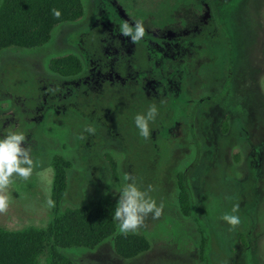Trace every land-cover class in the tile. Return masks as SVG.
<instances>
[{
  "label": "rangeland",
  "instance_id": "obj_1",
  "mask_svg": "<svg viewBox=\"0 0 264 264\" xmlns=\"http://www.w3.org/2000/svg\"><path fill=\"white\" fill-rule=\"evenodd\" d=\"M83 1V20L55 27L45 45L0 50V135L5 130L23 131L35 162L28 179L15 177L9 186L0 227H49L55 216L47 204L53 184L51 161L61 154L73 164L61 211L107 194L117 202L120 188L130 179L142 190L150 189L160 209L156 220L149 216L127 233L144 236L145 251L121 255L115 245L118 229L95 249H58L76 264H264V0L216 1L209 18L217 24L211 31L221 34L224 47L205 53L194 63V73L191 63L186 72L194 77L177 99L146 94L138 88L137 75L128 76V67L143 53H129L136 45L119 34V22L132 21L117 3ZM181 2L146 0L141 13L151 10L160 20L175 10L172 16L181 24L192 15L182 6L176 9ZM123 7L134 18L131 4L123 1ZM141 42L152 47L158 64L182 58L193 44L206 47L194 40L160 41L149 35ZM115 46L120 47L116 53ZM104 51L111 52L109 58ZM66 53L83 59L80 77L70 80L49 70L50 59ZM109 59L116 60L122 78L97 82L89 66L93 72L106 69ZM198 89L201 94L193 98ZM151 103L157 104L159 114L145 140L138 135L134 116ZM89 125L96 128L94 134L85 131ZM180 172L186 173L195 217L179 209ZM233 206H238L235 213ZM225 213L239 216L240 224L230 226L222 219ZM203 237L209 239L205 259Z\"/></svg>",
  "mask_w": 264,
  "mask_h": 264
},
{
  "label": "trees",
  "instance_id": "obj_2",
  "mask_svg": "<svg viewBox=\"0 0 264 264\" xmlns=\"http://www.w3.org/2000/svg\"><path fill=\"white\" fill-rule=\"evenodd\" d=\"M112 1L117 3L125 17L132 22L138 18L144 23L145 28L161 27L163 32L159 30V33L164 35L167 30L179 34L182 30H189L192 36L195 35V29H199L204 31L202 35L206 38L202 36L200 42L206 44L207 53L222 50L221 48L224 47L221 34L214 36L211 31L214 24L213 21L209 23L210 19L207 20L210 15H204L201 18L203 4L200 1L208 3L214 9L216 1L220 0H182L181 3H176V9L182 6L190 10L192 14L188 18L184 17L181 24H178L172 16L175 15V10L165 18L160 17V20L151 10L142 14L141 2L146 0ZM123 1L129 2L131 9H135L134 18H130L125 12ZM53 10L60 12L59 18L53 15ZM85 13L83 0H0V50L8 47L26 49L41 47L51 40L55 27L63 23L80 22ZM48 67L53 74L63 78L80 76L85 70L83 59L76 53L56 56L50 59ZM227 129L228 124L225 121L223 131L226 132ZM109 161L113 175L118 179L116 165L110 159ZM72 165V162L64 155L53 156L51 200L54 202L55 216L47 229L27 228L10 231L0 227V264H76L72 258L58 249L67 247L95 249L117 233L118 224L112 218L116 201L109 194L66 211L60 210L69 190V169ZM178 189V206L181 213L186 217H195V207L185 172H180L178 175ZM208 244L209 239L203 237L201 256L204 259ZM115 245L119 253L124 256L138 255L148 248L146 239L141 235H117ZM47 248H49L48 253L40 261Z\"/></svg>",
  "mask_w": 264,
  "mask_h": 264
},
{
  "label": "clouds",
  "instance_id": "obj_3",
  "mask_svg": "<svg viewBox=\"0 0 264 264\" xmlns=\"http://www.w3.org/2000/svg\"><path fill=\"white\" fill-rule=\"evenodd\" d=\"M53 15L57 18L60 16L58 10H53ZM119 34L127 38L132 44L136 45L146 36L144 23L140 20L133 22L121 21L118 24ZM164 101L161 100L160 104ZM159 114L156 103L148 105L146 111L137 113L134 116V125L138 135L145 140L152 135L153 129L150 127ZM89 134H94L96 128L89 125L85 128ZM0 135V211L6 210L9 204L7 190L12 184L15 177L28 179L32 174L35 166L34 159L30 153L26 136L20 130H5ZM130 179V178H129ZM150 189L142 190L134 179L125 183L119 190V198L115 208L112 211V218L118 224L121 234H127L136 230L143 224L145 218L151 216L152 220L159 217L160 209L149 195ZM53 201L49 199L47 204L53 206ZM238 206H233L232 212L235 213ZM222 219L230 226L235 227L240 224V217L233 214L225 213Z\"/></svg>",
  "mask_w": 264,
  "mask_h": 264
},
{
  "label": "flooded vegetation",
  "instance_id": "obj_4",
  "mask_svg": "<svg viewBox=\"0 0 264 264\" xmlns=\"http://www.w3.org/2000/svg\"><path fill=\"white\" fill-rule=\"evenodd\" d=\"M200 2H202L203 4L201 18H203L204 15L211 16V13L213 12L212 8L208 5V3L204 1H200ZM137 6L139 7L138 4ZM216 6L217 5L215 4V7ZM209 17L207 20L210 19ZM209 23H211V21ZM213 24H216V22L213 21ZM147 28H145L146 35L151 36L155 40H160V41L194 40L195 42L203 43V42H200V40H201V37L203 36L202 33L204 31H199V29H195V35L192 36L189 30H182L180 34L176 32L173 33L172 30H169L170 32L167 30L166 31L167 33L164 35V33L162 34L159 33V30H162L163 32V29L161 27H160L161 29L159 27H156V29H154V27H150L149 29ZM214 36H217V35L214 34ZM203 38H206V37L203 36ZM151 48L152 47L150 45H146L142 42H139L138 44H136V46H134L132 51L129 52V53H134L135 55L136 49H137V55H138V52H140L141 54L143 53L142 54L143 56L142 58L137 59V63L130 64L128 68L131 70V72L128 74V76L137 75V83H140L138 88L142 89V91L145 92L146 94L155 96L157 98L159 96L178 97L183 92H185L186 91L185 84H189L188 86L189 88L191 84L189 78L191 77L192 79L194 77V74H193L195 71L194 63L195 62L198 63L199 59H201L203 55L207 53V51H205L206 47L203 48L199 44H193L191 51H188L187 53L183 54L184 56L182 58L180 57L179 59H176V60L173 59L172 61L167 60L166 63L163 61L164 63L162 62L158 64L155 61H153ZM112 50L114 53H116L115 51L120 50V47L115 46ZM218 51L219 50H217L216 52H211V53L208 52V53L215 54V53H218ZM110 53H111L110 51L103 52V54H105L108 58L110 56ZM193 56H197V58L195 59L193 58ZM191 63L194 64L193 73H191V76L189 77L186 72V69H191V66H192ZM90 64H92V61ZM116 64H117L116 60H110V64H108L106 69L96 70L95 72H93V69L89 66V72L96 75L97 82H102V83L107 82V81L111 82L115 79L122 78V76L119 74L116 68ZM143 64L146 65L145 69H143L142 67ZM169 64H173L174 67L171 68ZM176 76H178L177 80L175 79ZM77 77H80V76H77ZM77 77H71L70 80L77 78ZM88 83L90 84L91 81L88 80ZM184 88L185 90L183 91ZM199 93L201 94V91L199 89L194 90L192 96L194 94L195 96L193 98L197 97V94ZM188 98H191V97H188Z\"/></svg>",
  "mask_w": 264,
  "mask_h": 264
}]
</instances>
